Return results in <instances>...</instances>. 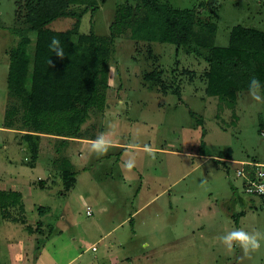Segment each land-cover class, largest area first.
I'll return each instance as SVG.
<instances>
[{"label": "rangeland", "instance_id": "rangeland-1", "mask_svg": "<svg viewBox=\"0 0 264 264\" xmlns=\"http://www.w3.org/2000/svg\"><path fill=\"white\" fill-rule=\"evenodd\" d=\"M94 1L95 9L72 6L75 16L50 27L71 29L80 15L81 33L109 36L119 7L141 2ZM167 1L175 9L195 10L200 20L215 25L216 34L207 35L217 47L229 46L236 26L264 31V0ZM16 9V0H0L4 93L9 63L3 59L7 46L1 34L9 32L14 47L15 32L26 27ZM31 39L33 54L35 34ZM113 49L106 110L93 114L83 131L88 138L106 131L111 141L126 148H112L109 158L96 163L90 154L82 163L73 145L64 150L62 156H70L80 173L69 193L63 195L60 170L51 167L56 155L51 139L42 140L38 165L31 169L24 165L27 154L15 135L0 136V192L22 195L21 206H0V264H8L9 244L19 242L27 249L26 264H34L44 246L45 264L73 259L71 264H264V240L259 249L248 252L237 245L228 249L221 242L234 229L264 233V200L248 195L244 179L237 176L244 162L264 165V104L245 91L229 107L205 96L201 83L195 90V83L186 81L180 100L145 81L159 69L169 83L176 67L201 74L207 68L203 50L196 56L169 44L136 45L130 32L119 36ZM130 159L135 163L128 169ZM168 186L170 191L157 198ZM15 218L25 224L13 222ZM39 222L43 227L36 231Z\"/></svg>", "mask_w": 264, "mask_h": 264}, {"label": "trees", "instance_id": "trees-1", "mask_svg": "<svg viewBox=\"0 0 264 264\" xmlns=\"http://www.w3.org/2000/svg\"><path fill=\"white\" fill-rule=\"evenodd\" d=\"M95 4L94 0H16L17 15L24 18L26 27L17 29L18 41L9 52L10 100L4 127L25 132L22 139L28 145L31 165L38 160L42 135L59 138L64 144L73 139L94 140V136L87 137L83 127L93 114L106 110L113 47L126 32L131 33L136 45L158 42L196 56H201L202 50L206 53L207 68L201 74L176 67L170 83L164 78L163 69L146 75L145 81L158 86L163 94L172 91L181 100L185 81L195 83V87L201 83L205 96L233 107L239 95L249 91L248 83L253 77L264 84V31L236 26L231 31L229 46L217 47L212 40L215 25L200 20L195 10L169 6L167 0H141L137 6H120L109 36L81 33L80 15L71 29L57 31L50 27L58 19L75 16L71 13L72 6ZM197 28L207 32L199 34ZM207 33L212 36L208 37ZM31 34H35L33 54L29 53ZM53 38L64 49L62 58L50 47ZM54 164L60 170L62 193L66 195L75 187L78 173L64 156L56 158ZM39 184L44 186L45 182ZM21 200V193L0 192L2 209L21 206ZM41 227L43 224H38L36 231Z\"/></svg>", "mask_w": 264, "mask_h": 264}, {"label": "crops", "instance_id": "crops-1", "mask_svg": "<svg viewBox=\"0 0 264 264\" xmlns=\"http://www.w3.org/2000/svg\"><path fill=\"white\" fill-rule=\"evenodd\" d=\"M7 33H9V32L3 31V34H1V35H2V40L4 42V45L7 46V48L3 52L4 53L3 59L5 60V62H8L9 63V52H10V50L12 48L10 42H11L12 38ZM10 38H11V40H10ZM7 41H8V43L10 45L7 43ZM8 72H9V67H8ZM7 79H8V75L6 76V82H7ZM6 86H7L6 93H4L3 91L0 90L1 93H2V95H3V96L0 95V107H1V110H0V112H1V114H0V136H5V135L12 136V135H15L14 137L18 141V145L21 146V147H23V149L25 150V152L27 154L26 155V158H25V161H24V165L25 166H27V167H29L31 169H36V167L38 165L37 164L38 163V160H39L40 155H41L42 140L44 138L51 139V141L54 142L55 151H56V155L54 157L55 159L58 158L59 156H62V154L64 153V150H67L69 147H71V145H73L72 149L73 150H76L75 153L78 154V158H79V160L82 163H85V154L94 155V157H95L94 158V163H96L99 160H102L103 158H109L111 156L110 154H107V151L108 150H110L112 148H117V149H122L123 150V148H126V147L122 146L120 144L121 142H119V141H116V142L115 141H111V138H108V135H106L107 134L106 131L101 134V135L104 136L105 140H107L109 142L108 143L107 150L104 151V152H97L96 150L93 149V142L98 137H100L101 135H99L98 137H94V140H88V139H73V140L66 141L65 144L62 143L61 139H59V138H56V137H53V136L42 135L41 136V140L39 141L40 153H39V156H38V160H37V162L35 164L31 165L29 163L31 161V155H30L29 150H28V145L22 139V136H23V134H25V132H19V131L15 130V129H7V128L4 127L5 113H6L7 106H8L9 100H10L9 99V96H8V83H7ZM129 148H131V147H129ZM54 158H53V161H54ZM69 160L72 163L73 167L75 168L76 166L74 164V161L70 158V156H69ZM53 165H54V162H51V167H53ZM76 172H78V171H76ZM79 177H80V173H78V175H77V183L76 184L79 183V180H78ZM39 181H45V180H41L40 179ZM168 191H170V186L166 187V189H164L163 192H161L159 195H157V198L159 196H161V195L166 194ZM144 207L145 206L141 207L140 210H138V211H141ZM126 221H128V219ZM132 221L133 220L131 219L130 222L132 223ZM40 223L41 222H39L37 224H40ZM124 223H125V221L122 224H124ZM23 224H25V223H23ZM109 232L111 233V231H109ZM109 232L107 233V235L110 234ZM104 237L105 236H103L102 239ZM133 237H135V234L133 235ZM74 241H75V239H74ZM30 244H32V243H30ZM9 246H10L9 247V254H10V256H9L8 264H26V254H28L27 253V249L24 246H22L20 244V242L19 243H10ZM32 246H33V244L31 246H28V247H32ZM45 250H46V247L44 246L42 248V251L40 250L41 252L38 254V257L36 258V262L34 264H45V261H44V259H45V255H44L45 254ZM94 252L97 253L98 250H96ZM74 260H76V259H73V261ZM73 261H70L68 264H71Z\"/></svg>", "mask_w": 264, "mask_h": 264}, {"label": "clouds", "instance_id": "clouds-1", "mask_svg": "<svg viewBox=\"0 0 264 264\" xmlns=\"http://www.w3.org/2000/svg\"><path fill=\"white\" fill-rule=\"evenodd\" d=\"M52 51L57 57H63L64 49L60 47V41L56 38H53L50 45ZM249 93L254 101L259 104H264V95L261 94L262 90H264V84L262 82L253 77L248 83ZM108 141L105 140L104 136L101 135L93 142V149L97 152H104L107 150ZM134 160L130 159L125 167L131 169L134 167ZM259 191L264 192V186H259ZM261 240H264V233L255 232L250 233L243 229H234L228 231L221 237V242L225 245L226 248L231 249L234 245H237L248 251H255L260 248Z\"/></svg>", "mask_w": 264, "mask_h": 264}, {"label": "built area", "instance_id": "built-area-1", "mask_svg": "<svg viewBox=\"0 0 264 264\" xmlns=\"http://www.w3.org/2000/svg\"><path fill=\"white\" fill-rule=\"evenodd\" d=\"M237 176L245 181V192L248 195L264 199V192L259 191V186H264V165L257 163H242V169L238 170ZM86 213L92 216L91 207L87 206ZM96 251V248H92Z\"/></svg>", "mask_w": 264, "mask_h": 264}]
</instances>
